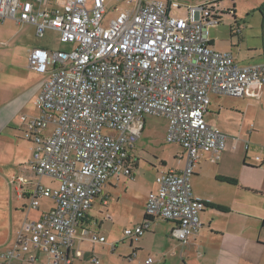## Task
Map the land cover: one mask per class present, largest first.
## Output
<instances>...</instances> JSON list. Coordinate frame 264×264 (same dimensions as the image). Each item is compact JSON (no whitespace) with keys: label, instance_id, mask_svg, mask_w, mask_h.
Instances as JSON below:
<instances>
[{"label":"built area","instance_id":"1","mask_svg":"<svg viewBox=\"0 0 264 264\" xmlns=\"http://www.w3.org/2000/svg\"><path fill=\"white\" fill-rule=\"evenodd\" d=\"M88 2H90L88 4ZM127 8L106 11L105 0H0V23L30 24L42 37L60 33L70 51L34 47L30 69L45 75L35 98L37 115H22V137L31 145L33 171L39 181L26 193L25 211L38 210L43 199L52 206L25 219L15 244L0 251V264H72L82 259L73 250L77 229L95 198L117 175H130L129 150L140 137L145 115L167 121L166 141L181 146L184 167L155 177L156 188L145 204L146 218L176 223L172 236L188 242L201 226V201L194 196L193 168L204 154L219 159L228 136L204 118L212 96H258L264 62L238 64L229 51L211 46L210 28L220 24L216 0L187 5L177 0H127ZM233 149L250 142L231 137ZM264 163V151L254 153ZM58 181L51 188L40 179ZM18 196L28 180L14 178ZM148 222L123 230L137 240ZM93 243H105L95 231H83ZM46 257L42 258L41 254ZM135 256V253H133ZM98 264V259L90 258ZM146 263H152L148 257Z\"/></svg>","mask_w":264,"mask_h":264},{"label":"crops","instance_id":"2","mask_svg":"<svg viewBox=\"0 0 264 264\" xmlns=\"http://www.w3.org/2000/svg\"><path fill=\"white\" fill-rule=\"evenodd\" d=\"M218 2L216 0V3ZM232 12L235 13L234 8ZM260 14L263 17L260 22L258 21L256 40L253 43L246 45L243 36L246 30L253 28L245 27L242 30L238 27L239 23H236L235 26H237L238 31L235 35L237 39L235 43H230V47L236 48V53L231 49L221 50L231 52L235 61L240 65L264 62V6ZM236 17L234 16L235 20ZM241 32H243L242 36ZM210 40L212 48L217 49L216 47H219L218 50L223 48L215 40L211 38ZM35 85H21L16 87L13 92L8 90L5 95L0 96V150L10 146L23 147L26 143V140L20 137L24 127L21 116L37 114L34 101L41 92L43 85ZM262 107H264V84L258 91V96L246 95L239 98L212 96L204 115L205 121L229 138L219 159L214 160L211 154H204L197 162L193 168L191 186L194 196L201 202L220 205L225 207L227 212L223 213L211 207H203L199 212L200 228L187 243L182 244L171 234L176 225L175 222L160 218L147 219L145 216L147 196L156 188L154 179L152 185L147 190L145 189L143 194H139L140 221L135 225L148 222L145 231L148 233L151 231V226L156 224L155 221L160 220L166 225L162 234L165 240L163 239L156 248V253L161 254L160 258L158 260L154 258L152 263L145 262V264H264V163L261 164L254 160L255 152L264 151V111L261 109ZM236 134L238 135L236 137L250 142V148L247 152L244 151L242 143L238 144L237 149H233V140L231 139L233 136L229 135ZM28 144L31 150V145L29 142ZM178 146L180 150L174 157L175 164L169 165L164 162L160 166L159 172L170 169L180 171L184 167L183 150L180 145ZM133 148L129 150L130 175L120 174L108 181L103 191V196L107 197L106 205L102 204L101 197L95 198L92 203L93 205L98 202L99 214L103 213L102 208H105L107 215L108 208L111 209L113 205L118 203L110 200L112 195L117 192L121 185L126 189L128 187L126 181L134 180V171L138 168V159L133 154ZM159 172L156 169L155 177ZM224 178H232L236 180V183H228L224 181ZM27 186H25L26 190L22 188L25 193L22 197L18 196V190L15 189L20 199L27 200L26 193L29 191ZM48 206H52V201L43 199L40 209L30 211L32 217L37 218L41 210ZM123 209L126 215L130 214V205H125ZM30 212H27L28 215ZM88 212L89 210L81 226L77 229V237L72 249L74 251L80 250L83 253L82 259L78 260L88 259L90 261V258L94 256L86 250H82L81 245L84 242L95 243L87 240L83 236V231L94 232L96 230H93V226H97V232H99V224ZM28 215L24 216L18 228L28 218ZM107 218L110 219L111 217L108 216ZM140 238L128 240L132 250L131 258H135L136 251H139L137 248L135 249L134 241L137 242ZM164 243H168V250L165 253L162 248ZM75 260L77 259H74L73 262Z\"/></svg>","mask_w":264,"mask_h":264},{"label":"rangeland","instance_id":"3","mask_svg":"<svg viewBox=\"0 0 264 264\" xmlns=\"http://www.w3.org/2000/svg\"><path fill=\"white\" fill-rule=\"evenodd\" d=\"M127 0H105L106 11L112 13L114 8H127ZM181 5L179 9L173 11V15L183 16L187 5H199L198 0H177ZM217 11L219 13L220 24L210 29V38L215 40L223 49H231L236 53V48L230 47V43L236 42L235 33L238 27L242 30L245 27L253 29L243 33L245 44L249 45L256 40L257 24L262 15L260 11L264 6V0H218ZM90 2H88L89 4ZM235 9V13L232 9ZM235 14V15H234ZM236 17V20L234 19ZM255 28V29H254ZM240 35V34H239ZM238 35V36H239ZM235 45V44H234ZM245 46V45H244ZM34 47H43L49 50L70 51L73 47L70 43L62 42L60 33L53 29H46L42 37L37 36L36 29L32 25H19L15 21L8 20L0 23V96L5 95L8 90H13L21 85H40L45 81V75L30 69L28 63L29 50ZM218 50L219 47H216ZM214 49V48H213ZM241 49V48H240ZM244 50V48H242ZM35 85V86H36ZM264 111V107L261 108ZM257 110V108H255ZM37 115V114H36ZM35 116V115H34ZM167 121L163 117L145 115L140 137L137 139L133 154L138 159V168L134 171V180L126 181V189L120 186L110 200L117 201L106 215L105 208L99 214V204L95 202L89 215L98 221L93 230L106 238V242L92 244L84 242L82 250L98 259V264H145L147 257L153 260L159 259L161 254L156 253L157 245L163 237L164 227L160 220L151 226V231L145 233L137 242L134 241L136 257L131 258V248L129 241L123 239V230L132 227L140 221V206L138 204L139 194H143L149 188L154 179L156 169L160 171L162 163L175 164L174 157L177 155L179 146L166 141ZM20 136V134H19ZM236 137V135H229ZM17 137V136H16ZM22 137V133L21 136ZM23 138V137H22ZM23 147L10 146L0 150V251L15 244L16 232L24 216L28 215L23 205H27L28 200L20 199L17 196V182L14 178L24 176L28 182L22 185L26 190L32 187V182L39 181L35 175L30 161L32 152L27 141ZM45 187H57L58 181L46 176L40 179ZM146 189V190H145ZM124 191H126L124 193ZM26 202V203H24ZM130 205V214L124 212L123 207ZM32 212V210H31ZM28 218L32 219V213ZM110 216L111 218H107ZM25 221V220H24ZM101 222V223H100ZM155 229V231L153 230ZM167 244H163L164 253L167 252ZM162 252V251H161ZM42 258L46 257L41 254ZM73 264H95L85 260H75Z\"/></svg>","mask_w":264,"mask_h":264},{"label":"trees","instance_id":"4","mask_svg":"<svg viewBox=\"0 0 264 264\" xmlns=\"http://www.w3.org/2000/svg\"><path fill=\"white\" fill-rule=\"evenodd\" d=\"M224 181L228 182V183H236V180L232 179V178H224ZM202 207H211L219 212H223L226 213L227 209L225 207H222L220 205H214V204H208L205 202H201Z\"/></svg>","mask_w":264,"mask_h":264}]
</instances>
